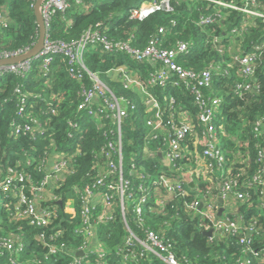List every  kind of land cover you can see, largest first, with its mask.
Segmentation results:
<instances>
[{"label": "trees", "instance_id": "trees-1", "mask_svg": "<svg viewBox=\"0 0 264 264\" xmlns=\"http://www.w3.org/2000/svg\"><path fill=\"white\" fill-rule=\"evenodd\" d=\"M35 1L0 0V55L30 50L35 44L38 38V27L33 12ZM144 1L82 0L80 5L70 2L68 9L53 14L46 28V36L50 41L70 43L78 40L86 30L95 29V25L100 24L99 28L103 32L106 30L105 35L108 40L123 42L129 40L130 47L143 49L148 40L155 37L158 28L164 27L167 33L162 37L163 48L172 47L178 40L194 43L192 51L186 56L179 57L177 63L184 69L195 72L219 67L218 72L213 74L210 84L200 89L206 108H210V98L217 97L220 100L219 108L213 114V121L202 123L199 120L200 109L195 105L194 95L182 86L173 85L172 82L177 78L166 82L163 86L159 83L153 87L147 86V90L159 103L164 124L170 122L179 126L182 120L180 113L188 114V126L193 127V133L187 134L181 143L184 148L186 146L191 149L195 138L199 142L196 145L198 151L206 148L211 139L209 134L212 132L208 131L211 126L214 128L217 146L219 145L223 152L224 163L233 170L234 174L242 172L245 174L238 177L241 181L249 180L260 168L256 157L264 147V137L255 131L256 127H259L258 122L261 123V120L264 122V49L258 51L253 49L255 45L261 44L260 40L264 39L262 20H258L255 26L243 33V37H237L235 39L237 44H231L232 49L230 48L229 53L221 55L217 51L221 48V44L216 43L212 47L211 44L207 46L205 43L204 46L205 38L210 30H214L215 36L226 40V36L222 33H229L233 27L239 25L240 14L228 11L229 16L221 28L217 24L198 27L195 23L199 16L204 15L202 6L191 0H171L173 12H156L141 22L130 20V10ZM259 4L260 11L264 13V0H259ZM174 22L175 26L172 25ZM243 52L257 55L255 70L250 78L254 89L249 94H241L242 90L237 88L238 85H245L248 81L240 76V67L235 61H231L232 56L242 55ZM82 59L88 71L97 74L117 97H122L129 103L127 115L121 124L122 168L129 181L138 184L136 175L129 174L131 164L142 168L146 174L154 178H159L160 173L164 172L165 177L174 179L171 174L174 170L164 167L158 156L155 160L151 155L143 152L145 147L150 153L154 149H163L165 147L163 139L166 136L165 132H161V135L157 134L155 139L149 140L145 145V121L149 114L145 112L146 106L141 101V94L135 88L124 89L122 83L107 74L112 69L124 68L130 76L139 78L145 84L159 64L137 63L127 54L101 53L99 49L83 53ZM70 68L65 59L57 56L49 68L48 76L51 77L48 83H45V77L38 73L37 67L26 71L24 75L11 72L0 75V164L3 167L11 165L14 173L30 176L33 182L40 185L50 166L43 157L44 152H64L65 148L73 146L76 141L80 153L82 152L81 157H78L72 166V170L58 176L57 183L47 188L53 198L45 194L42 196L40 207H45L50 213L48 225H30L26 220H17L9 224L7 214L1 211L0 253L3 252V257H0V264H12L7 259L8 253L2 248L8 241H12L16 248L13 254L14 264H67L69 256L73 258V254L85 243L84 235H81L83 226L80 217L84 205L81 198L83 189L92 182L95 172L104 173L105 167L100 166L102 160L105 162L100 156L101 151L105 150L110 160L117 157L111 151L116 137L110 133L115 131L110 114L103 113V117L106 115L110 119L103 118L98 124L76 113V106L80 100L78 93L80 87L69 76ZM81 73L87 80V74L84 71ZM88 82L86 87L90 84ZM32 92L43 100H48L52 95L59 93H62L65 99L61 101L57 114L47 112L46 115L39 116L37 111L33 112L32 116L38 118L40 127H43L42 133L28 132L16 137L15 126L31 124L17 112L21 105L22 94H26L25 102L28 103L31 102V97H34ZM170 99L173 100V105H170ZM69 121H74L78 127H81L80 140L76 134L71 140L68 139V134L72 132L68 125ZM114 149L116 150L115 147ZM192 160L184 158L176 162V166L182 170L186 169L185 165L192 168L194 166ZM200 180L196 182L193 179V189L198 193L196 195L202 198L204 193L207 196L211 193L209 198L213 199L221 179L212 176L208 180ZM172 182L174 185L182 182L180 175L178 174ZM181 187L186 190L189 185L182 182ZM147 190L144 203L146 215L141 225L132 220L133 214L130 209L126 210L125 219L132 232L144 236L145 231L141 229L153 231L158 238L167 241L170 246L169 251L180 262L235 263L234 256H238L241 252L238 244L239 235L212 232L211 236H206L201 225L209 224V220L202 219L198 212L188 211L184 207L185 203L193 200L195 192L183 197L177 194L166 198L165 191L160 187L156 190L148 188ZM178 192L179 190L176 189L175 193ZM137 195L134 192L133 196ZM0 197L8 201V197L2 194L1 189ZM157 199H161L160 205H157ZM257 199H259L258 195ZM68 200H71L70 205L73 206L74 214L65 211ZM150 207L153 208L148 210ZM249 210L245 209L241 214L246 225L251 224ZM113 215L115 216L111 224L99 225L97 236L105 247L103 251L109 253L108 259L103 263L122 264L113 255V251L125 242L128 234L124 231L119 213ZM227 218L236 220L237 216L229 214ZM256 231H259V235L254 247L258 248L264 244V218L257 222ZM56 233H59L57 238L54 237ZM49 248L57 250L56 256L50 255ZM81 254L77 257L84 263L85 255L81 256ZM145 264L163 263L159 260L153 262L151 260Z\"/></svg>", "mask_w": 264, "mask_h": 264}, {"label": "built area", "instance_id": "built-area-1", "mask_svg": "<svg viewBox=\"0 0 264 264\" xmlns=\"http://www.w3.org/2000/svg\"><path fill=\"white\" fill-rule=\"evenodd\" d=\"M191 1L200 4L202 6L201 10L204 11V15L199 16L195 23L198 27L217 24L221 28L229 16L227 14L228 11L240 14L239 25L233 27L229 33H222L223 36H226V40L215 36L214 30H210V33L205 38L203 45L206 43L207 46L211 44L213 47V44H221V48L217 49L221 55L229 53L232 49L231 44H237L235 39L240 36L243 37L242 34L246 33L252 26H255L258 20H262L264 25V13L259 9V0ZM70 2H74L76 5L82 4V0H45L42 3L40 13L46 28L53 14L68 9ZM156 12H173L171 0H145L138 7L130 10L129 19L141 22ZM172 25L175 26V22ZM99 27L100 24L95 25V29L86 30L78 40L70 43L50 41L46 36L42 49L35 57L14 64L0 66V75L6 72L24 75L26 71H31L32 68L37 67L38 73L42 74L45 77V83H48L51 77L48 76L49 68L53 64L55 57L61 56L71 67L69 69V76L80 87L78 91L80 100L76 106V113L98 124H100L103 118H109L106 115L103 117V113H109L114 123L115 131H110V133L116 137V142L114 145L111 144L112 147L109 145V148H112H110L111 151L117 157L114 160H110L109 154L105 150L101 151L100 156L105 159V162L102 160L100 166L105 167L104 173H101V171L95 172L92 182L85 185L83 189L81 198L84 201V205L80 217L83 226L81 235H84L85 243L73 254V258L69 256L67 264H105L103 261L108 259L109 253L103 251L105 247L100 243L97 231L100 224H111L115 216L113 214L116 212L119 213L124 231L128 234L125 242L113 251V255L122 264H145V262L151 260L152 262L159 260L163 264H196L187 261L180 262L176 259L169 251L170 246L167 241L158 238L153 231L141 229L145 231L144 236H139L132 232L127 225L125 217L127 216L126 210L129 211V209L133 214L132 220L136 224L141 225L144 222L146 215L144 203L148 194L145 191L147 188L156 190L158 187L165 191L166 198L177 194H181L183 197L195 192L193 193V200L185 203L184 207L188 211L198 212L202 219L209 220V224L205 226L201 225L205 233L209 232L210 236L212 232L239 235L238 244L241 252L238 256H234V264H264V244L258 248L254 247L255 241L258 240L257 235H259V231H256L257 222L264 218V147L258 152L256 157L260 168L252 174L249 180L241 181L238 177L245 174L243 172L234 174L233 170L229 169L228 165L224 163L223 152L219 145L217 146L218 142L213 133L214 128L209 126L208 131L212 132L209 134L211 139L202 151H198L196 147L197 143H199L197 138H195L191 149L186 146L184 148L181 143L187 134L193 133V127L188 126V114L185 112L180 113L182 120L179 126L170 122L164 124L160 105L147 90V86L153 87L158 83L163 86L166 82L177 78L172 82L173 85L182 86L194 95L195 105L200 109L199 120L202 123H208L210 120L213 121L212 117L219 108L220 100L217 97L210 98V108H206L207 105L200 93V89L210 84L213 74L218 72L219 67L216 66L214 70L208 68L201 72H195L178 65L177 59L188 55L192 51L194 43L178 40L172 47L163 48L162 37L167 33V29L164 27L158 28L155 37L149 39L143 49L130 47L129 40L124 42L110 41L105 35L106 30L103 32ZM260 43L255 45L253 49L257 51L264 49V39L260 40ZM97 49L101 53L127 54L137 63L159 64V67L158 65L156 66L157 70H155L145 84L139 78L130 76L124 68L112 69L107 74L122 83L124 89L135 88L139 91L141 101L146 106L145 112L149 114L145 121V145L148 144L149 140L155 139L157 134L161 135V132H165L166 138L163 139L165 147L157 149V152L162 153L166 167L174 170L173 173L177 172L176 174L180 175L182 182H185L187 185L192 183L190 180H186V177L183 175L192 176L191 173L189 175V172L194 171H197L202 176V180H208L212 176H217L221 179V183L217 186V194L213 199L209 198L211 193L208 196L204 193L205 195L203 194V197L199 198L196 195L198 194L197 191L193 189L194 185L193 187L189 186L190 189L187 192L182 189V182L174 185L172 182L174 179L165 177L164 172L160 173L159 178H154L146 174L142 168H137L134 164H131L129 174L136 175L138 184L135 185L129 181L128 176L123 172L121 154V124L127 115L129 103L123 100L122 97H117L100 80L97 74L88 71L85 67L82 59L83 53L87 51L94 52ZM28 51L26 49L12 53H2L0 60L22 56ZM256 56L252 53L243 52L242 55L231 57V61H235L240 67V76L244 79L246 78L248 81L245 85L237 86L240 91L242 90L241 94H249L254 89L250 78L255 70ZM81 71L87 74L89 82L85 80L86 77ZM86 82L90 83L87 87ZM32 94L34 97H31L32 100L28 103L25 102L26 94H22L21 105L17 112L22 118L29 120L31 124L26 123L23 126H15L14 133L16 137L25 135L28 132H31V134L42 133L43 127H40V120L32 116L33 112L37 111L39 116L46 115L47 112L57 114L61 101L65 99L62 93L52 95L48 100L37 98L34 92ZM169 103L173 105V100L170 99ZM41 106L46 108L42 110ZM131 109H133V106H131ZM34 125L37 126L33 127ZM68 125L70 130H72L70 132L72 134H68V139L71 140L76 134L80 140L81 127H78V124L74 121H69ZM258 125L259 127H256L255 131L258 135L264 137V122L261 120V123L258 122ZM147 131H150L149 137ZM80 151L79 144L76 141L73 146L65 148L64 152H44L43 157L49 162L50 166L40 185L33 182L30 176L14 173L11 165L3 167L0 164V189L2 194L8 197V201L0 197V213L2 211L7 214L9 224L17 220H26L30 225L46 226L49 224L50 213L45 207H40L42 196L45 194L53 198L47 188L57 183L58 176L72 170V166H74L77 158L82 155ZM143 152L150 155L148 154L150 150L146 147L143 149ZM184 158L193 159L194 166L192 168L186 166L185 170L178 168L176 162ZM144 181L146 184H144ZM176 189L179 190L178 193H175ZM134 192L138 195L133 196ZM257 195L259 199L256 200ZM160 201L161 199L156 200L157 205H160ZM70 207L72 211L71 209L70 212L65 211L74 214L73 207ZM152 208L150 207L148 210ZM245 209H250V225L244 223L241 215ZM220 211H222L221 214H219ZM229 214L236 215L237 219L227 218ZM218 215H221V217H217ZM0 228H2V225H0ZM54 237H59V233H56ZM2 248L8 253L7 259L14 264L13 254L16 251L14 243L8 241L3 244ZM49 250L51 256H56L57 250L55 248H49ZM79 252L82 253L81 256L85 255L86 261L84 263L77 257ZM0 257H3V252L0 253Z\"/></svg>", "mask_w": 264, "mask_h": 264}, {"label": "water", "instance_id": "water-1", "mask_svg": "<svg viewBox=\"0 0 264 264\" xmlns=\"http://www.w3.org/2000/svg\"><path fill=\"white\" fill-rule=\"evenodd\" d=\"M44 1L45 0H36L35 4L33 6L35 22H36L37 27H38V38H37L35 44L32 46V48L27 53H25L22 56H16L14 58L0 60V66L14 64V63H17V62H20L23 60L31 59V58L35 57L40 52V50L43 47V43H44V40L46 37V27H45L44 20L41 16V13H40V7ZM221 212L222 211H220V213ZM205 235L210 236V233L207 232V233H205ZM80 254L81 253H78V255H80Z\"/></svg>", "mask_w": 264, "mask_h": 264}, {"label": "rangeland", "instance_id": "rangeland-1", "mask_svg": "<svg viewBox=\"0 0 264 264\" xmlns=\"http://www.w3.org/2000/svg\"><path fill=\"white\" fill-rule=\"evenodd\" d=\"M41 109L44 110V106H41ZM185 168H186V165H185ZM180 169H181V168H180ZM176 173H177V172H176ZM176 173H172V174L174 175V179L177 178V176H178V174H176ZM190 173L192 174V176H189V177L192 178V181H193V179H194L196 182L201 181L200 179L202 178V176L199 175V174L197 173V171L189 172V175H190ZM183 176L188 177L187 174H186V175H183ZM183 178H184V177H183ZM184 179H185V178H184ZM188 180H189V179H188ZM160 202H161V201H160ZM70 203H71V200H68V201H67V205L65 206V210H66L67 212H70V209H71V211H72V208L70 207V206H71ZM69 205H70V206H69ZM72 207H73V206H72ZM0 225H2L1 220H0Z\"/></svg>", "mask_w": 264, "mask_h": 264}, {"label": "crops", "instance_id": "crops-1", "mask_svg": "<svg viewBox=\"0 0 264 264\" xmlns=\"http://www.w3.org/2000/svg\"><path fill=\"white\" fill-rule=\"evenodd\" d=\"M147 132H148V137H149V135H150V131H147ZM148 154H150L151 157H152V159H155V160H156V156H158V157H159V161L163 164L164 167H166V165H165V163H164L163 155H162V153L157 152V149H154L153 152L148 153ZM159 161H158V162H159ZM188 179L190 180V182H192V183H189V186H190V187H193V181H192V178H190V177L188 176V177H186V180H188ZM189 180H188V181H189ZM186 182H187V181H186ZM189 189H190V188L186 189L185 191L188 192ZM220 214H221V213H220Z\"/></svg>", "mask_w": 264, "mask_h": 264}]
</instances>
